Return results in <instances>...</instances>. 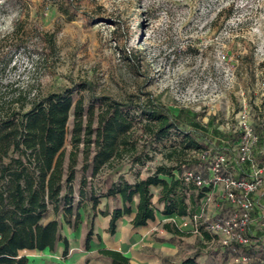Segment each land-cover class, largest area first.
<instances>
[{
  "label": "rangeland",
  "instance_id": "1",
  "mask_svg": "<svg viewBox=\"0 0 264 264\" xmlns=\"http://www.w3.org/2000/svg\"><path fill=\"white\" fill-rule=\"evenodd\" d=\"M73 1L77 12L71 20L58 8L62 0H0V51L14 55L15 61L4 74L5 82H33V90L45 93L75 88V100L84 95L86 101L91 95L124 101L130 95L145 98L144 93L150 92L174 112L183 107L199 114L204 124L213 118L212 128L234 132L233 148H239L242 141L255 144L264 125V0ZM18 19L27 30L23 38L27 47L15 51L12 32ZM43 33L53 36L52 49L34 46ZM42 53L46 59L39 61ZM80 80L89 82L94 91L80 93L76 88ZM68 126L70 132L73 116ZM177 138L172 135L158 143L144 165H133L128 156L116 160L115 167L121 171L114 179L122 176L134 182L147 177L158 164L170 163L166 146ZM66 147L68 151L72 147L70 134ZM214 154L212 149L207 153L194 150L189 158H201L196 166L207 175L203 155ZM83 159L80 153L75 195L82 185ZM193 162L191 166L197 163ZM256 164L263 166L264 157L256 156ZM109 170L105 168L94 181L88 179L87 191L94 183L105 193ZM235 175L243 177L241 172ZM222 188L219 184L218 189ZM158 190L154 188V203ZM255 196L264 205V185ZM229 206L227 201L224 210ZM184 242L187 249L197 246L185 255L199 253L197 261L202 264L208 259L212 264L259 261H237L241 251L227 250L196 232Z\"/></svg>",
  "mask_w": 264,
  "mask_h": 264
},
{
  "label": "trees",
  "instance_id": "2",
  "mask_svg": "<svg viewBox=\"0 0 264 264\" xmlns=\"http://www.w3.org/2000/svg\"><path fill=\"white\" fill-rule=\"evenodd\" d=\"M73 0H62L59 10L73 20L76 7ZM18 19L12 32L15 51L24 50L23 38L27 34L25 26ZM119 31L121 28H118ZM42 50L54 47L52 35H38L34 45ZM38 53V52H37ZM38 54V60H45ZM14 61V55L8 56L0 51V264H28L29 258L20 252L24 250L54 251L59 241L65 245L63 257L69 254V240L62 234L63 219L72 228H77L81 215L79 208L88 192L92 204V217L98 211L101 198L112 197L116 200L109 222L108 231L114 234L118 221L124 215L136 212L131 221L134 227H143L156 219V212L165 215L176 214L180 217L192 216L197 210L201 197L208 187H198L187 183L181 177L185 168H195L202 163L201 158H189L191 151L207 153H228L232 156L235 172L250 178L256 156L264 157V125L260 126V136L254 144L250 158L240 161L238 148H233L235 134L212 128L213 118L204 124L198 120L197 113H191L181 107L174 112L150 92L144 97L130 95L126 100H117L111 96H90L86 101L81 95L74 98L75 88H66L60 92H42L33 90V82L20 85L4 81V74ZM37 65V62H35ZM76 88L93 92V86L87 81H79ZM73 116L72 130L68 126ZM70 134L71 149L66 143ZM178 138L166 146L165 157L170 163L158 164L149 171L147 177L130 182L120 176L115 161L130 157L133 165H144L152 158L157 144ZM83 154L81 198L76 202L74 181L79 164V155ZM206 159L211 155H204ZM194 161L195 167L189 162ZM109 168L104 183L106 192L101 193L94 185L87 191L88 179L97 176ZM238 179L243 178L236 176ZM92 182V181H91ZM154 188H158V199L154 203ZM121 198L123 205L118 201ZM77 204V205H75ZM256 216V217H255ZM255 219L247 230L249 242L233 243L227 250L242 252L249 259L258 256L264 264V231L257 223L264 222L262 214L255 212ZM163 225L164 229L178 236H191L193 231L183 230L173 222ZM94 235L92 227L86 236L85 247L89 248ZM204 239L211 240L208 232L203 231ZM262 245L257 249L256 245ZM261 253V254H259ZM97 257L109 260L112 264H131L128 256L121 251L102 248ZM199 253L183 258L175 264H201L197 262ZM163 264H171L164 260ZM203 264H212L210 261Z\"/></svg>",
  "mask_w": 264,
  "mask_h": 264
},
{
  "label": "crops",
  "instance_id": "3",
  "mask_svg": "<svg viewBox=\"0 0 264 264\" xmlns=\"http://www.w3.org/2000/svg\"><path fill=\"white\" fill-rule=\"evenodd\" d=\"M84 197L85 199H83L81 203L82 206L79 208L81 220L78 227L72 228L65 222V220L62 219L61 221L62 234L69 240L70 249L67 257H63L65 245L63 242L59 241L54 251H50L49 249L43 251L36 249L21 251V254L28 256V264H112L107 259L97 257L98 251L102 248L121 251V253L130 258L131 264H163L165 259L171 264H175L180 262L183 258L191 256L185 255L186 251L189 253L191 252V249L197 247L190 246V248L187 249L184 246L186 236L174 235L163 227V225H165L164 223L167 222H173L180 227V223L186 220L188 216L180 217L176 214L165 215L159 213V215L156 214V219L149 221V224L146 226L134 227L131 221L137 208L135 201L133 204V213L131 215H124L123 218L118 221L119 223L116 232L111 234L108 231L111 218L110 214L114 207H116L113 204V198H101L98 211L102 210L109 214L103 215L99 213L93 218L92 204L88 199V192L85 193ZM80 198L81 195L77 192L75 199L78 201ZM108 203L109 205H107ZM118 203L120 206L123 205L121 198ZM257 203L259 208H257L255 212L257 214L264 213V205L261 200H258ZM200 210L201 209L198 206L195 212H199ZM89 222L91 223L90 227L94 230V235L90 240L89 248H86L85 241L89 230L87 228ZM262 241L264 244V237ZM261 247L262 245L260 244L256 245L257 249H261ZM238 251L240 252V250ZM258 256H254L249 260L256 259L262 261ZM208 261L211 262L212 260L208 259L207 262Z\"/></svg>",
  "mask_w": 264,
  "mask_h": 264
},
{
  "label": "built area",
  "instance_id": "4",
  "mask_svg": "<svg viewBox=\"0 0 264 264\" xmlns=\"http://www.w3.org/2000/svg\"><path fill=\"white\" fill-rule=\"evenodd\" d=\"M254 142H257V138ZM244 143L242 141L238 148L237 157L240 161L250 158L254 144L249 146ZM205 162L208 168L207 175L198 167L185 168L181 174L185 182H192L198 187H208L209 190L201 197L200 212L188 216L180 227L199 233L203 238V231H206L211 237L210 241L217 242L223 248L233 243H248L247 230L255 219L256 209L259 208L255 194L264 185V165H254L250 178L238 179L232 165V156L228 153H215ZM219 184L223 186L222 190L218 189ZM227 201L231 206L224 210L223 205L227 204ZM257 225L264 228L263 221ZM248 260L246 256L237 259Z\"/></svg>",
  "mask_w": 264,
  "mask_h": 264
}]
</instances>
